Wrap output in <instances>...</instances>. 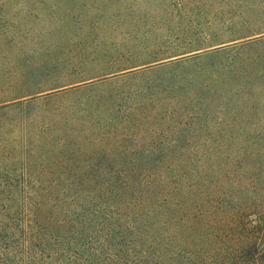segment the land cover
Instances as JSON below:
<instances>
[{
    "label": "trees",
    "instance_id": "obj_1",
    "mask_svg": "<svg viewBox=\"0 0 264 264\" xmlns=\"http://www.w3.org/2000/svg\"><path fill=\"white\" fill-rule=\"evenodd\" d=\"M151 1L155 15L100 11L40 46L0 41V264H264V0ZM187 61H204L199 89L178 80L146 116L51 102ZM172 111L238 150L137 169L141 123L172 128Z\"/></svg>",
    "mask_w": 264,
    "mask_h": 264
},
{
    "label": "rangeland",
    "instance_id": "obj_2",
    "mask_svg": "<svg viewBox=\"0 0 264 264\" xmlns=\"http://www.w3.org/2000/svg\"><path fill=\"white\" fill-rule=\"evenodd\" d=\"M160 8L159 2L151 0H0V41L13 46L22 37L23 42L31 43L36 47L38 44L40 46L48 43L47 30L49 33L54 32L53 40L60 39L64 27L70 31L78 26L85 28L86 25H83L80 19L84 21L91 14L97 15L100 11L104 13L131 11L137 15L138 13L144 15L142 11H152L154 14ZM203 64L204 61H187L150 70L138 69L119 75L100 77L79 86L78 90L52 99L51 102L55 103L54 100L62 102L63 112L71 108L70 110H76L79 116L84 114L82 111L84 105L89 109L91 107V109H101L100 106L110 105L120 111L131 109L139 115L146 116L151 108L145 106L143 101L159 93L161 89L176 84L180 79L185 88L197 91L199 89L197 84L203 83L204 80L197 73ZM51 69L53 72L60 71L58 68ZM169 114L173 118L172 128L158 126L150 131L147 122L141 123L137 134L143 135L147 141L142 149H131V156L138 155L148 160L145 159L142 163L136 164L137 169L144 167L164 169L169 166V162L156 164V160L164 156L186 157L207 154L224 156L232 155L238 150L240 139L234 133L228 136L224 133L212 136L211 133L214 130L211 128L203 130L195 118L185 119L177 114L174 115L173 111ZM214 120H210L208 125L214 123ZM129 125L131 124L128 123L127 127ZM223 126L220 124V127ZM198 128L201 129L200 132L197 131ZM175 138L179 141L176 145L174 144L175 148H168L162 144L163 141L166 144L173 143ZM250 138L251 136L246 139L253 140ZM148 141H150V147L154 146L153 149L148 147Z\"/></svg>",
    "mask_w": 264,
    "mask_h": 264
}]
</instances>
